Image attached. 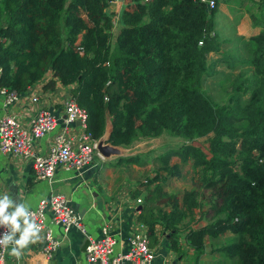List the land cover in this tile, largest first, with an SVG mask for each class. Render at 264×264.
<instances>
[{
    "label": "trees",
    "instance_id": "obj_1",
    "mask_svg": "<svg viewBox=\"0 0 264 264\" xmlns=\"http://www.w3.org/2000/svg\"><path fill=\"white\" fill-rule=\"evenodd\" d=\"M109 1L0 0V87L25 93L49 74L42 88H68L90 138L102 135L108 119L112 146L162 134L179 138L153 156L119 160L157 165L129 192L140 200L136 220L147 237L159 225L171 249L183 236L199 257L205 236L213 243L227 232L233 238L214 244L210 264H264V22L248 14L260 29L235 37L248 56L229 64L245 63L256 83L244 98L250 83L238 71L216 103L201 87L212 73L206 55L219 45L214 8L198 0H130L113 36ZM249 1L264 11V0ZM196 139L206 142L204 149ZM171 156L178 162L169 164ZM185 164L191 186L167 191L166 177L182 176ZM197 221L204 224L196 228Z\"/></svg>",
    "mask_w": 264,
    "mask_h": 264
},
{
    "label": "crops",
    "instance_id": "obj_2",
    "mask_svg": "<svg viewBox=\"0 0 264 264\" xmlns=\"http://www.w3.org/2000/svg\"><path fill=\"white\" fill-rule=\"evenodd\" d=\"M226 2L227 0H216L215 10L222 12L224 6L227 5ZM227 3V8L235 5L231 2ZM243 3L248 4L250 2L247 0H240L239 2V5H242L237 10L245 14L244 20L238 21L237 19L234 21V31H232V26H230L229 29L221 28L224 30L220 29L218 32L230 33L232 36L234 33V36L247 38L259 31L260 26H253L248 19V15L243 9ZM129 4L130 0H110L108 2L105 13L112 20L111 31L115 24L119 30L120 12ZM240 15L241 13H238V17ZM113 33L112 31V35ZM217 40L219 42L222 39L218 37ZM219 52H221V44L218 45V51L212 53L215 55ZM209 54L211 53L209 52ZM207 56L208 54L206 55V59ZM219 63L221 62L217 60L208 63V72L212 70V75H214L215 71L218 72L215 68ZM226 65L228 66L229 64L226 63ZM208 72L207 74H209ZM48 78L49 74H45L40 80L33 83L24 94L22 93L19 99L9 107L10 112L22 122H27L35 114L37 106L44 107L57 117L58 121L55 128L35 142V151L38 154L45 153L52 136L64 126L60 103L64 96L68 94V88L55 84L52 90H44L42 85ZM30 91L36 93L38 96L36 104L30 102L27 98V94ZM2 101L3 99L0 96V114L5 109ZM77 125V122L67 125L72 134H77ZM109 129L110 124L107 119L100 138L102 137L106 140ZM160 136H163V134ZM167 136L171 138V136ZM158 138L141 139L126 148L114 146L123 152L118 155L120 156L119 158L117 155H111L107 158L95 155L92 163L86 168L81 177H78L73 170H63L56 167L50 181L37 178L28 161L21 160L20 158H11L0 152V200L5 201V216L8 221L13 223L9 242L11 246L5 264H93L85 260L84 250H81L83 242H86L84 234H81L75 228H70L64 233L59 226L49 224L48 218L46 220L57 242V249L49 260H46L42 256L40 251L42 246L41 236L37 232L31 231L27 220L21 217L20 212L24 209L34 208L40 199L46 198L51 192H57L67 199L69 205L79 217L87 236L96 238L100 234L101 227L104 225L108 226L109 231L115 236L113 250H124L128 235L140 224L136 220L137 207L139 208L140 205H135L134 199L130 198L129 192L134 188L139 177L143 176L146 172L151 173L157 165L148 162L143 166H137L135 164L120 162L119 160H122L126 156L145 151L148 153L151 151L150 155H155L159 151L151 148L157 145ZM143 143H149L148 147L144 150L138 148ZM168 144H164V149L171 147ZM174 145L176 143L172 146ZM176 162H178V158L175 156H171L168 161L169 164ZM167 178L164 181L165 187L167 191L172 192ZM196 211L197 209H194V213ZM197 216L198 214L196 213L194 218H197ZM203 224L204 221L192 222V225L196 228ZM231 238H233L232 234L226 232L215 238L213 242L221 243ZM147 239L149 246L154 252V258L150 264H203L204 262L210 264L217 257V254L212 250L216 245L211 249H206V246L209 247V240L206 236L204 238V249L199 257H194L191 248L187 246L183 236L178 240L180 244L178 245L179 249H171L167 233L162 232L159 225H155L152 234Z\"/></svg>",
    "mask_w": 264,
    "mask_h": 264
},
{
    "label": "built area",
    "instance_id": "obj_3",
    "mask_svg": "<svg viewBox=\"0 0 264 264\" xmlns=\"http://www.w3.org/2000/svg\"><path fill=\"white\" fill-rule=\"evenodd\" d=\"M198 1L208 10L216 4V0ZM21 95L22 93L0 87V96L5 107L3 113L0 114V152L11 158L28 161L39 179L50 181L56 167L73 170L78 177H81L92 163L94 153L97 154L96 140L90 138L85 131L84 110L76 105L69 94L65 95L60 103L64 126L52 136L45 153L38 154L35 151V142L54 129L58 120L50 111L37 106L35 114L27 122H22L9 109ZM27 98L34 104L38 102L37 94L32 91L27 94ZM75 122L78 124L77 134H72L67 125ZM134 203L139 204V198L134 199ZM5 204L4 200H0V264H5L9 254L11 246L9 242L13 229V223L5 216ZM20 215L27 220L31 231L40 234L42 244L40 251L46 260H49L57 249V242L51 233L49 224L59 226L64 233L70 228H75L84 234L86 238L84 257L89 263L150 264L154 258L146 229L142 224L137 225L128 235L124 250L114 251L115 236L109 231L108 226H102L96 238L87 236L76 212L67 199L57 192H51L46 198L40 199L34 208L22 210Z\"/></svg>",
    "mask_w": 264,
    "mask_h": 264
},
{
    "label": "rangeland",
    "instance_id": "obj_4",
    "mask_svg": "<svg viewBox=\"0 0 264 264\" xmlns=\"http://www.w3.org/2000/svg\"><path fill=\"white\" fill-rule=\"evenodd\" d=\"M248 4H244L243 3V9L245 11V13L248 15L251 13V15L254 16V19H261V22H264V11L260 13L259 11V7L257 8V5L254 4L253 2L247 0ZM227 2H231L232 4H235L232 7H228ZM226 4L224 6L223 11L221 12L220 10L214 12V28L217 31V35L220 39H222L221 41H219V45L221 44V52H219L218 54L213 55L212 52H210L211 54L208 53L207 56V61L208 63H212L215 60H217L218 62H221L217 65V67L215 68V70H218V72L215 71L214 75L209 74V75H205L203 76V79L201 81V87L202 90L204 91V93L214 102L216 103H221L224 101L225 96L227 94L228 91V87L229 84L231 82V80L234 78V75L240 71L239 73H242L243 75H245L248 80H249V85H248V91L246 94H244V98L247 97L249 90L251 87L254 86V84L256 83V77L255 79L253 77H251V74L249 73V68L246 66L245 63H240L235 65L234 67L230 68L229 65L227 66L226 63L228 64H232L231 61L236 62V59H243L246 58L248 56V52L243 48L241 41L238 42L237 39H235L236 36H233L230 33H222V32H218L221 28L224 29H229L230 26H232V31H234L233 29L235 28L234 21H236L238 19V21H240L241 19L244 20V16L245 14L240 11L237 10V8L241 5H239L240 0L235 1V0H227ZM216 5V4H215ZM212 9V8H211ZM215 9V7H214ZM238 13H241V15L238 17ZM248 17V16H247ZM263 20H262V18ZM248 19L250 20V18L248 17ZM112 21V20H111ZM114 21V18H113ZM251 22V21H250ZM221 29V30H224ZM117 25L115 24V26L113 27V35L116 34L117 32ZM232 33V32H231ZM249 34V32H248ZM238 49V54L236 53ZM240 49V50H239ZM232 58V59H231ZM209 70V69H208ZM208 76V77H207ZM249 76V77H248ZM170 136V135H169ZM177 137H173L171 136V138H168V136L166 134H163V136H159L158 143L157 145L154 146V148L151 149H155V151H162L164 149V144H168L169 146H172L173 144H175L177 142ZM193 143L195 145L200 146L202 149L205 148V144L206 142L203 139H196L193 140ZM149 145V143H143L141 145H139L138 148L144 150L145 148H147ZM137 148V149H138ZM136 150V149H135ZM138 151V150H136ZM97 155L94 153L93 157ZM180 174L182 176L180 177H173V178H167V181L169 182L168 185L171 187L172 192L174 193H180L184 188H188L189 186H191V179H193V172L192 170L189 168L188 164L182 165L181 170H180ZM216 242L213 243H209V247L206 246V249H211L214 244ZM203 264H209L208 262H204Z\"/></svg>",
    "mask_w": 264,
    "mask_h": 264
},
{
    "label": "water",
    "instance_id": "obj_5",
    "mask_svg": "<svg viewBox=\"0 0 264 264\" xmlns=\"http://www.w3.org/2000/svg\"><path fill=\"white\" fill-rule=\"evenodd\" d=\"M95 151L96 153L102 157V158H107L111 155H120L122 154L123 152L117 148V147H114L112 145H110L109 143L106 142L105 138H98L96 140V144H95ZM120 156H118L119 158ZM138 209V207H137ZM86 245V242L84 241L82 246H81V250H84V247Z\"/></svg>",
    "mask_w": 264,
    "mask_h": 264
},
{
    "label": "clouds",
    "instance_id": "obj_6",
    "mask_svg": "<svg viewBox=\"0 0 264 264\" xmlns=\"http://www.w3.org/2000/svg\"><path fill=\"white\" fill-rule=\"evenodd\" d=\"M215 6H216V5H215ZM215 6H214V7H215ZM214 7H213V8H214ZM97 155H98V154H97ZM98 156H99V155H98ZM99 157H100V156H99Z\"/></svg>",
    "mask_w": 264,
    "mask_h": 264
}]
</instances>
